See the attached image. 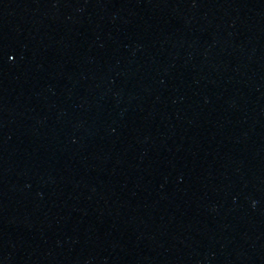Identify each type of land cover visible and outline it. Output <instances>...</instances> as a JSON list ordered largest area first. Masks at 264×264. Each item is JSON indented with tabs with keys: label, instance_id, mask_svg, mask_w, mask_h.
Wrapping results in <instances>:
<instances>
[{
	"label": "water",
	"instance_id": "1",
	"mask_svg": "<svg viewBox=\"0 0 264 264\" xmlns=\"http://www.w3.org/2000/svg\"><path fill=\"white\" fill-rule=\"evenodd\" d=\"M0 264H264V0H0Z\"/></svg>",
	"mask_w": 264,
	"mask_h": 264
}]
</instances>
